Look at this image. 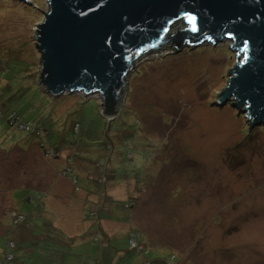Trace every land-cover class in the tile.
I'll return each instance as SVG.
<instances>
[{
  "label": "rangeland",
  "instance_id": "1",
  "mask_svg": "<svg viewBox=\"0 0 264 264\" xmlns=\"http://www.w3.org/2000/svg\"><path fill=\"white\" fill-rule=\"evenodd\" d=\"M47 9V0H0V254L7 240L19 243L24 238L11 264H97L102 257L98 264L115 263L122 255L118 252L126 250L122 230L129 228V214L133 226L152 243V256L160 260L264 264V125L250 129L245 114L232 104L235 100L222 106L216 102L236 63L231 41L184 44L177 51L162 49L141 57L128 73L119 110L110 117L107 131L108 119L96 95L52 96L40 83L34 35ZM9 113L52 129L58 140L47 142L45 135L13 128ZM120 114L128 119L125 128L131 134L118 135L116 141L113 133L123 132ZM69 121L79 123V133L67 126ZM129 136L138 174L125 185L123 173L103 182L104 187L94 183L100 159L105 158L104 170L128 168L123 143ZM108 140L114 147L107 152L103 142ZM43 142L47 149L59 151L57 157L44 156ZM74 144L79 150L70 156L87 166L77 193L72 173L60 175ZM138 176L140 189L132 193L136 198L127 210L123 202ZM27 178L29 184L24 183ZM29 196L40 198L29 202ZM105 200L119 222H105V234L122 230L108 239L101 253L87 254L97 250L89 249L91 242L84 238L94 228L95 218L87 215ZM16 214L25 218L19 224L13 223ZM32 230L51 235L55 242L32 238L29 243L24 233ZM120 261L140 264L142 251Z\"/></svg>",
  "mask_w": 264,
  "mask_h": 264
},
{
  "label": "water",
  "instance_id": "2",
  "mask_svg": "<svg viewBox=\"0 0 264 264\" xmlns=\"http://www.w3.org/2000/svg\"><path fill=\"white\" fill-rule=\"evenodd\" d=\"M47 2L34 38L39 80L52 96L96 95L109 120L141 57L225 39L231 41L236 63L216 102L222 106L235 100L232 104L245 114L250 129L264 125V0Z\"/></svg>",
  "mask_w": 264,
  "mask_h": 264
},
{
  "label": "trees",
  "instance_id": "3",
  "mask_svg": "<svg viewBox=\"0 0 264 264\" xmlns=\"http://www.w3.org/2000/svg\"><path fill=\"white\" fill-rule=\"evenodd\" d=\"M82 99H84V98H82ZM1 116H2V113L0 112V117ZM67 116H68V113L66 114L65 118ZM7 117H8L9 125L15 129H17V130H21V131H24L27 133H32V134H35L38 136L45 135L47 142L55 141V139H57V134L54 133L51 135L52 129H47L44 127L37 126V125L33 124L31 121H25L16 113H13V114L9 113ZM122 117L123 116L120 114L117 119L119 120V122L121 123V125L123 127V132L121 133L120 131H116L113 133L116 141H120L119 136H121V135L131 134L130 129L127 130L125 128V126H127V124H128V119L125 120V119H123L124 117L123 118ZM65 118H63V120ZM110 122L111 121L109 119L108 125H107V131L110 127V125H109ZM134 123H135V121H134ZM67 126L70 127L73 130V132L79 133V131H80V127H79L78 122H74V123L70 122ZM107 131H106V133H107ZM58 132H59L58 133L59 138L61 140H63V137H64L63 131L59 130ZM43 143L44 144L43 145L40 144V146L42 147V151H43L44 156H46V157H52V156L57 157L59 151L47 149L45 147V145L47 146V143H45V142H43ZM131 143H132V139L130 136H129V139L124 141V143H123L124 145L127 146L126 155H127V162L129 165L128 168L122 169V168H119L117 166H114L111 169L104 170V166H106L105 158L100 159L99 160L100 162L98 161L97 166L100 168L101 172L98 174L99 178L93 179L94 183H96V184L100 183L101 186L104 187L102 185L103 182L109 181L111 179L114 180L121 173H123V176H125L123 185H125L128 181H131L132 177H135L138 174V172L133 169L134 154H133V150L131 148ZM103 145H104L105 149L107 150V152L111 151L114 147V143H112V140H108L106 142H103ZM76 147H78L77 144H74L68 148L69 154H68L67 159H66V165L62 170H60V175L63 177H67V176H69V174L72 173V176L70 177V182L72 183L73 190L77 193V192L81 191V188L78 186L79 178H81V175H83L84 172L87 170V166L85 164H82L80 159H78L76 157L73 158L70 156L73 153L78 152L77 151V150H79L78 148L76 149V151L74 150V148H76ZM73 162H74V164H73ZM119 170H121V171L118 172ZM78 174H79V176H78ZM77 176H78V179H77ZM87 181L92 182L90 175H88ZM30 182H31L30 179L27 178V180L24 183L29 184ZM139 183L140 182H139V176H138L136 178L134 185H132L133 190L130 191V193L127 195V197H128L127 201L123 202V208H125L127 210H131L133 208V203H134L136 197L134 195H132V193L137 192V190L140 189ZM14 184H18V182L16 181V182H14ZM31 191L32 190H30V192ZM35 198L39 199L40 197L39 196H36V197L35 196H29V197H27L26 200L29 202L30 201L34 202ZM85 199L87 202H89V196L86 195ZM92 203L94 204V202H92ZM104 205H106V200L103 201L102 204H98V206L97 205L94 206L97 210H90L88 212L87 216L89 218L90 217L95 218L94 222H93L94 228H91L89 231L84 233V238H85V240H89L91 242V244L89 245V249H91L94 246H97V250H96V252L87 251V252H90L87 254L94 255L95 253H101L102 248L105 246V243L108 241V239L109 238L113 239L114 237H116L118 235V231L122 230V229L116 230V231L114 230L112 233L108 232L109 236L105 234V231H104V223L105 222H112L113 224H117V225L119 222L117 220V217H115L114 215H112V213L110 211H108V206H104ZM76 208H79V207H76ZM109 209L112 210V212H113L112 208H109ZM99 210H101V211H99ZM24 219L25 218L22 214H16L13 218V223L19 224ZM127 224L129 225V228L127 230L126 229L122 230L125 233L124 239L126 240V250L124 252H118L122 255L119 256L117 261L112 259L113 261H115V263L108 260V262H110V264H120L121 263L120 258L125 256L126 254H128L129 256H132L133 252L135 250H141L142 251V262L140 264H177V263H175V261L160 260L157 257L152 256V249L150 247V244L152 245V243L148 242L146 240V237L145 238L143 237L142 232L137 227L133 226V218L129 214L127 216ZM34 228H36V227L34 226ZM44 228H46V227L44 226ZM48 229H49V227H48ZM46 230H47V228H46ZM148 233L150 236H152L150 229L148 230ZM19 236H21V235H19ZM24 236H29L30 239L27 237L29 243L31 242L32 238H37L39 240H42L43 242L44 241H54L55 242V238H53L51 235H47L46 237H44L42 234L41 235L34 234L33 230L31 233L28 231H25ZM71 238H72V236H71ZM23 239L20 240L19 243H17L15 241V239L7 240L6 248L0 254V264H9V263L11 264L12 262H15L17 260L18 255L16 254L15 249L17 248L18 245H19V247H21L22 244H20V243L24 241ZM157 242L163 246L162 242H159V241H157ZM60 244H61V242H60ZM43 250L47 251L46 248H43L42 251ZM170 256H171V260L175 259V254L172 253ZM102 259H103V257L98 259V260H95V261L99 263V261H102ZM65 264H68V263H65ZM78 264H80V263H78Z\"/></svg>",
  "mask_w": 264,
  "mask_h": 264
},
{
  "label": "bare ground",
  "instance_id": "4",
  "mask_svg": "<svg viewBox=\"0 0 264 264\" xmlns=\"http://www.w3.org/2000/svg\"><path fill=\"white\" fill-rule=\"evenodd\" d=\"M223 42H225V39H224V41L220 42L219 44H221V43H223ZM202 44H203V43H202Z\"/></svg>",
  "mask_w": 264,
  "mask_h": 264
},
{
  "label": "crops",
  "instance_id": "5",
  "mask_svg": "<svg viewBox=\"0 0 264 264\" xmlns=\"http://www.w3.org/2000/svg\"><path fill=\"white\" fill-rule=\"evenodd\" d=\"M77 207H79V205H77Z\"/></svg>",
  "mask_w": 264,
  "mask_h": 264
}]
</instances>
